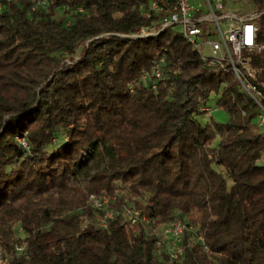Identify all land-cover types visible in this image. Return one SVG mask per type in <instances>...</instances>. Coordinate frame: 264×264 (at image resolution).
<instances>
[{"label":"trees","instance_id":"obj_1","mask_svg":"<svg viewBox=\"0 0 264 264\" xmlns=\"http://www.w3.org/2000/svg\"><path fill=\"white\" fill-rule=\"evenodd\" d=\"M248 1L262 13L257 42L264 44V0ZM154 4L165 1L3 0L6 264H264L258 104L229 66H206L179 28H163L172 13ZM250 56L262 68L264 105V52ZM162 58L165 79L154 91L151 74ZM212 95L227 122H202ZM101 146L107 167L80 186L86 151ZM92 195L111 199L106 227ZM127 208L139 212L137 224ZM175 220L191 230L172 259L156 243Z\"/></svg>","mask_w":264,"mask_h":264},{"label":"built area","instance_id":"obj_2","mask_svg":"<svg viewBox=\"0 0 264 264\" xmlns=\"http://www.w3.org/2000/svg\"><path fill=\"white\" fill-rule=\"evenodd\" d=\"M165 5H153L159 13L172 14L165 19L163 28L174 26L182 27V32L193 49L201 55L203 63L208 67L229 66L240 82L243 90L248 93L258 104L259 115L257 122L261 128L264 125V105L261 103L262 93L258 80L262 68L252 64L251 53L264 52V44L257 42L259 26L256 21L260 14H241L232 12L227 0H164ZM0 0V10L2 9ZM140 34L148 35L143 29ZM165 60L162 58L152 70L153 90H157V82L165 79L163 69ZM146 78V77H145ZM26 146L24 139L19 140ZM111 199L107 196L92 195L89 203L96 209L105 211L101 226L106 227L107 221L113 219L114 212L109 208ZM127 220L131 225L139 221V212L130 208L126 209ZM191 230L181 220H175L165 226L157 234L159 240L157 248L164 250L172 259H177L181 253L183 238ZM199 241L203 242L201 237ZM19 254L25 253V247H16ZM7 260L0 253V264H6Z\"/></svg>","mask_w":264,"mask_h":264},{"label":"rangeland","instance_id":"obj_3","mask_svg":"<svg viewBox=\"0 0 264 264\" xmlns=\"http://www.w3.org/2000/svg\"><path fill=\"white\" fill-rule=\"evenodd\" d=\"M227 5L232 12L242 14H256L253 10V6L248 0H227ZM182 30V27H179ZM217 97L212 95L210 101L207 103L208 110L203 116V123H210L212 120L218 123H225L228 121V115L223 110L216 106ZM264 132V125L261 127ZM91 155V156H90ZM91 157V158H90ZM90 158V159H89ZM86 167L80 172L78 178V184L80 186L85 185L95 172L105 169L108 163V156L105 147H100L94 152L92 149L86 151L85 154ZM134 203H129L128 207L133 208Z\"/></svg>","mask_w":264,"mask_h":264}]
</instances>
